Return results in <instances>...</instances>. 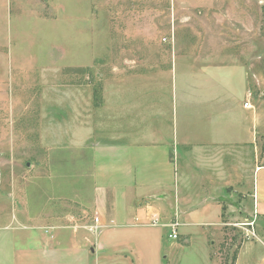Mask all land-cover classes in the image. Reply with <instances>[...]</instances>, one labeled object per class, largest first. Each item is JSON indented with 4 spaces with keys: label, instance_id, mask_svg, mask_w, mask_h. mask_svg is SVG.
Returning a JSON list of instances; mask_svg holds the SVG:
<instances>
[{
    "label": "rangeland",
    "instance_id": "1",
    "mask_svg": "<svg viewBox=\"0 0 264 264\" xmlns=\"http://www.w3.org/2000/svg\"><path fill=\"white\" fill-rule=\"evenodd\" d=\"M217 63L244 68L250 92L242 102L251 103L246 111L237 104L233 114L249 139L214 153L215 193L234 216L218 250L222 264H233L245 242H258L242 261L260 262L264 223L244 219L240 209L252 203L254 170L264 156V0H0V232L95 222L93 148L108 141L103 132L114 130L115 114L130 116L133 107L145 114L149 105L167 116L181 66L195 73ZM218 115V125L230 121ZM174 147L172 161L177 172L189 163L194 192L195 175L206 173L196 161L210 160ZM246 220L255 221L252 239L234 225ZM162 222L147 224L160 225L168 250L169 232L178 233L181 222L177 215ZM175 241L183 243L179 233ZM192 247L169 259L164 251L162 263L190 264Z\"/></svg>",
    "mask_w": 264,
    "mask_h": 264
},
{
    "label": "crops",
    "instance_id": "2",
    "mask_svg": "<svg viewBox=\"0 0 264 264\" xmlns=\"http://www.w3.org/2000/svg\"><path fill=\"white\" fill-rule=\"evenodd\" d=\"M181 69L171 84L167 116L151 113L153 107L149 105L145 114H134V107L130 116L116 113L114 130L103 132H110L108 141L93 148L99 222L65 226L54 222L39 228H19L16 236L0 232V264H163L164 251H168L164 258L169 259L175 250L192 247L193 243L203 246V252L192 247L190 264H198L192 254L203 264H222L218 249L231 234L229 223L234 216L229 208L223 210V195L215 193L219 163L214 157L221 147L249 139L244 124L237 123L233 114L237 104L245 111L251 109L242 102L250 91L244 68L234 64L199 65L195 73L186 65ZM219 113L231 122L218 125L214 118ZM174 146L181 153L200 152V160H210L203 165L196 161L197 169L206 173L195 175L194 192L189 184V163L180 165L177 172L172 161ZM248 196L252 203L247 200L240 209L245 212L244 219L256 216L264 223V156L261 162L257 160L253 190ZM174 215L180 218L177 230L183 243L173 239L166 250L162 230L156 229L160 225L148 224L158 218L163 219L161 226L167 225ZM257 243L245 242L233 264H244L242 253ZM260 244L264 249V241ZM262 258L249 264H264ZM173 261L185 263L180 258Z\"/></svg>",
    "mask_w": 264,
    "mask_h": 264
},
{
    "label": "built area",
    "instance_id": "3",
    "mask_svg": "<svg viewBox=\"0 0 264 264\" xmlns=\"http://www.w3.org/2000/svg\"><path fill=\"white\" fill-rule=\"evenodd\" d=\"M244 106L247 107V108H251V103L250 101H246L244 103ZM256 217V216H254ZM257 218V217H256ZM255 218V219H256ZM95 222L98 223L99 222V217L96 216L95 217ZM152 222L154 224L158 223L159 222V219L156 218V219H153ZM235 226H238L240 227L243 232H244V235L246 236V238L248 239H252L254 237L257 236V231H256V227H255V221L254 220H246L244 222H238V223H235L234 224ZM170 237L173 238V239H176L178 237V233L177 231L174 229L173 232L170 234ZM262 261L264 262V257L262 258Z\"/></svg>",
    "mask_w": 264,
    "mask_h": 264
},
{
    "label": "trees",
    "instance_id": "4",
    "mask_svg": "<svg viewBox=\"0 0 264 264\" xmlns=\"http://www.w3.org/2000/svg\"><path fill=\"white\" fill-rule=\"evenodd\" d=\"M230 229H231V232L234 230L232 227ZM233 259L236 260V256Z\"/></svg>",
    "mask_w": 264,
    "mask_h": 264
}]
</instances>
